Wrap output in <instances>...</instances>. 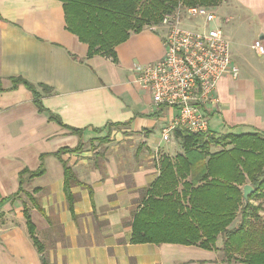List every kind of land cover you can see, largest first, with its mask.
<instances>
[{
    "label": "crops",
    "instance_id": "obj_1",
    "mask_svg": "<svg viewBox=\"0 0 264 264\" xmlns=\"http://www.w3.org/2000/svg\"><path fill=\"white\" fill-rule=\"evenodd\" d=\"M220 7L219 23L238 76L223 75L217 101L204 106L208 133L263 134L264 55L251 45L256 39L264 44V0H222ZM162 36L145 27L115 47L114 59L87 57V45L66 28L61 1L0 0V264H42L27 231L24 205L47 264H228L221 234L213 249L130 242L134 214L159 175V157L173 160L183 153L173 135L161 139L176 109L153 105L134 82L135 67L163 57ZM17 77L34 86L42 111L27 87L12 88ZM69 128L80 129L82 136ZM108 133L109 142L94 141L93 151L86 147L88 139ZM77 146L80 150L60 159L92 195L72 186L71 211L63 166L54 153ZM101 146L108 149L100 152ZM40 165L43 174L23 176L22 188L41 210L24 192L17 194L19 173Z\"/></svg>",
    "mask_w": 264,
    "mask_h": 264
},
{
    "label": "trees",
    "instance_id": "obj_2",
    "mask_svg": "<svg viewBox=\"0 0 264 264\" xmlns=\"http://www.w3.org/2000/svg\"><path fill=\"white\" fill-rule=\"evenodd\" d=\"M64 10L68 31L87 45V57L103 54L115 58V47L148 25L158 24L163 13L172 11L178 2L186 5L219 6L222 0H59ZM27 87L39 111L43 108L34 86L20 77L12 78ZM0 87V91H1ZM128 123H109L108 127ZM72 134L82 136L80 129L69 128ZM173 137L183 148L174 159L159 157V175L145 192V197L134 214L131 224V243H180L205 249L215 248L221 234L224 262L264 264V219H260V206L251 204L253 198L264 197V133L213 135L175 129ZM104 138V137H103ZM219 148L212 150L211 147ZM64 147L54 153L75 152ZM138 154V153H137ZM136 154V155H137ZM42 157V156H41ZM63 166V192L72 211L75 197L71 187H91L78 181L65 161ZM42 165L35 171L23 169L22 178L30 179L43 174ZM250 184L253 192L245 205L242 187ZM39 210L36 199L24 192ZM28 234L41 256L43 245L35 235V227L28 209L23 206ZM239 216L236 227L228 229Z\"/></svg>",
    "mask_w": 264,
    "mask_h": 264
},
{
    "label": "built area",
    "instance_id": "obj_3",
    "mask_svg": "<svg viewBox=\"0 0 264 264\" xmlns=\"http://www.w3.org/2000/svg\"><path fill=\"white\" fill-rule=\"evenodd\" d=\"M219 21L214 6L178 2L172 11L162 14L158 24L146 26L163 33L164 55L135 67L134 82L150 94L153 105L176 109L161 130L163 141L170 140L175 129L208 132L204 106L217 101V82L223 75L238 76ZM186 23L194 30L186 28ZM251 47L264 55L261 40L256 39Z\"/></svg>",
    "mask_w": 264,
    "mask_h": 264
},
{
    "label": "rangeland",
    "instance_id": "obj_4",
    "mask_svg": "<svg viewBox=\"0 0 264 264\" xmlns=\"http://www.w3.org/2000/svg\"><path fill=\"white\" fill-rule=\"evenodd\" d=\"M220 5H221V3L219 4V6ZM214 10H215V13H216L217 17L221 19V7L218 9L217 7L214 6ZM185 27L188 28V29H193L192 28V24H190V23H186ZM109 136H110V133H108V136L106 134H102L101 136L99 135L97 139H94V138L88 139V141H86V143H87L86 147L87 148L89 147L92 151L96 150L97 149V145H95L94 141L95 142H99V144L100 143L109 142L110 141ZM90 142H91V145L88 146V143L90 144ZM107 149H108L107 147L101 146L99 151L100 152L101 151L104 152ZM217 149H219V148H216V149H213V150H217ZM250 202H251V204H253L255 206H257V205L260 206V209L258 210V215H259L260 219L263 220L264 219V206H262V205L264 204V197L263 198H259V199L253 198Z\"/></svg>",
    "mask_w": 264,
    "mask_h": 264
},
{
    "label": "water",
    "instance_id": "obj_5",
    "mask_svg": "<svg viewBox=\"0 0 264 264\" xmlns=\"http://www.w3.org/2000/svg\"><path fill=\"white\" fill-rule=\"evenodd\" d=\"M253 192V187L250 184H245L242 187V199L244 204L246 205L248 203V195Z\"/></svg>",
    "mask_w": 264,
    "mask_h": 264
}]
</instances>
